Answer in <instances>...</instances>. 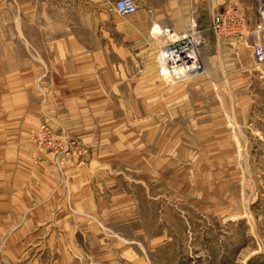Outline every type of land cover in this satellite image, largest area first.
I'll use <instances>...</instances> for the list:
<instances>
[{"label": "rangeland", "instance_id": "obj_1", "mask_svg": "<svg viewBox=\"0 0 264 264\" xmlns=\"http://www.w3.org/2000/svg\"><path fill=\"white\" fill-rule=\"evenodd\" d=\"M32 4L23 15L19 2L0 0L1 98L7 76L25 60L51 58L47 43L61 34L95 41L97 57L128 58L146 73L147 60L159 70L160 53L171 40L155 28L179 34L193 23L206 73L181 82L160 78L176 90L202 79L208 90L205 99L189 98L192 115L176 114L174 121L168 113L152 114L145 102L143 122L129 121L128 147L113 150L102 167L106 173L98 180L84 175L85 189L74 192L65 167L85 164L95 146L47 122L33 128L26 139L35 163L52 156L66 189H57L48 209L29 205L9 213L0 204V264H264V62L256 61L253 49L258 23L246 21L243 37H221L214 29L219 12L235 7L246 20L247 9L233 2L216 11L211 45L197 17L178 31L138 13L121 17L113 0ZM246 4L260 20L264 0ZM58 27V33L50 30ZM123 27L134 32L129 39ZM227 38L241 43L221 44ZM218 58L229 62L216 66ZM235 58L240 66L230 65ZM45 126L68 135L79 149L59 157L41 153L34 134Z\"/></svg>", "mask_w": 264, "mask_h": 264}, {"label": "crops", "instance_id": "obj_2", "mask_svg": "<svg viewBox=\"0 0 264 264\" xmlns=\"http://www.w3.org/2000/svg\"><path fill=\"white\" fill-rule=\"evenodd\" d=\"M14 1L21 4L19 11L26 15L34 10L32 3L40 0ZM246 1L249 0H137L141 5V11L137 13L150 18L154 25H165L178 31L188 26L191 18L197 17L212 45V17L226 3L234 2L247 9L243 10L247 22L260 21L258 15L251 13ZM164 3H167L165 7ZM123 28L122 33L129 39L134 32ZM137 29L143 32V27ZM50 30L58 33L59 27ZM65 35L47 43L52 50L51 58L25 60L23 68L10 73L2 98L0 93L3 99L0 100V204L9 213L29 205L48 209L49 202L58 196L57 189H66L52 156H45L35 163V149L27 142L29 132L42 122L68 130L95 146L85 164L69 162L65 167L68 189L74 192V189H85L87 177L98 180L100 173H106L102 167L113 159V150L128 147L129 130L133 126L129 121L134 117L136 125L143 122L145 102L152 114L168 113L174 121L176 114L189 116L194 113L190 97L205 99L207 94L202 79L198 85L192 83L176 90L161 81L153 60H147L146 73H138L133 60L113 59L106 55L97 57L94 51L99 47L96 48L95 41H84L74 33L73 36ZM220 42L237 47L241 39L227 38ZM135 43L140 44L138 49L145 44ZM104 44L111 45V42ZM152 49L155 48L152 46ZM228 62L218 58L214 65L223 67ZM230 65L240 66L241 60L232 59Z\"/></svg>", "mask_w": 264, "mask_h": 264}, {"label": "built area", "instance_id": "obj_3", "mask_svg": "<svg viewBox=\"0 0 264 264\" xmlns=\"http://www.w3.org/2000/svg\"><path fill=\"white\" fill-rule=\"evenodd\" d=\"M114 9L121 17L135 15L139 10L136 0H113ZM260 21L254 29V57L259 64L264 62V6L259 9ZM246 20L235 7H228L214 17L215 32L221 37H243ZM165 34L173 38L163 47L159 56L158 74L162 79L181 82L191 77L204 75L205 66L200 59L199 45L201 35L192 24L181 33L165 30ZM263 35V36H262ZM41 153H54L57 157L69 155L70 151H77L75 142L68 135L57 133L48 127H43L34 134ZM79 145V144H78ZM79 153L81 151L79 150ZM80 155V154H79Z\"/></svg>", "mask_w": 264, "mask_h": 264}, {"label": "bare ground", "instance_id": "obj_4", "mask_svg": "<svg viewBox=\"0 0 264 264\" xmlns=\"http://www.w3.org/2000/svg\"><path fill=\"white\" fill-rule=\"evenodd\" d=\"M159 33V34H161V35H164L165 34V31H161V30H159V28L157 27V28H155V33ZM167 37V36H166ZM168 38V40H170V39H172L173 38V36L171 35V36H168L167 37Z\"/></svg>", "mask_w": 264, "mask_h": 264}]
</instances>
